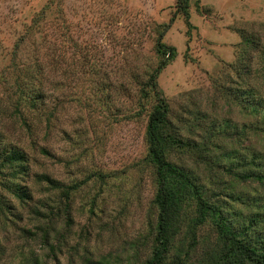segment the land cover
<instances>
[{"label": "rangeland", "instance_id": "obj_1", "mask_svg": "<svg viewBox=\"0 0 264 264\" xmlns=\"http://www.w3.org/2000/svg\"><path fill=\"white\" fill-rule=\"evenodd\" d=\"M175 2L0 0V105L8 102L9 110L14 81L38 68L44 115L55 108L50 119L39 118L32 136L12 117L3 118L2 132L28 149L31 173L79 182L67 218L63 212L36 218L30 205L17 208L14 222L0 220V264H136L147 256L154 186L143 162L147 113L139 88L158 62L154 43ZM248 36L255 40L252 48ZM162 40L176 50L157 76L172 119H191L198 109L239 125L247 120L215 88L219 80L220 87L228 84V64L237 59L251 70L261 67L264 0H189L188 19L176 13ZM30 137L50 156L32 148ZM26 181L35 199L54 195L32 176ZM243 183L245 190L255 185ZM196 238L186 264H196L216 242L208 224Z\"/></svg>", "mask_w": 264, "mask_h": 264}, {"label": "trees", "instance_id": "obj_2", "mask_svg": "<svg viewBox=\"0 0 264 264\" xmlns=\"http://www.w3.org/2000/svg\"><path fill=\"white\" fill-rule=\"evenodd\" d=\"M188 3L176 0L174 15L181 14L187 20ZM174 15L158 30L154 43L158 62L146 72L139 88L141 108L147 113L143 162L150 167L154 186V221L150 249L136 264H186L196 247L197 230L205 224L211 226L216 242L204 248L205 257L196 264H264V47L261 67L251 70L249 63L237 59L228 64L232 71L230 81L225 74L228 84L220 87L219 80L215 88L216 96L238 106L245 122L239 125L232 119L210 117L198 109L191 119H172L157 76L176 55L175 47L162 40ZM245 41L251 48L255 44L251 36ZM28 70L23 85V79L14 81V94H8L9 110L8 102L0 105L1 221L14 222L20 218L17 208L30 205L36 218L52 219L59 212L68 215L71 194L79 187V182L65 184L46 173H31L33 158L28 149L8 141L2 132L3 118L12 117L32 136L39 118L50 119L55 110L44 115L42 81L34 74L40 70ZM29 145L50 156L49 150L32 137ZM183 157L196 165L184 163ZM29 176L54 193L49 201L34 198L33 188L26 181ZM243 182L255 185L250 190L241 189Z\"/></svg>", "mask_w": 264, "mask_h": 264}]
</instances>
